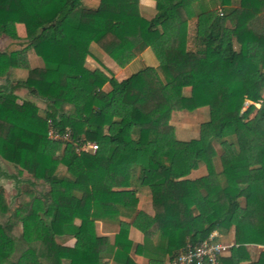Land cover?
Returning a JSON list of instances; mask_svg holds the SVG:
<instances>
[{
  "label": "trees",
  "instance_id": "obj_1",
  "mask_svg": "<svg viewBox=\"0 0 264 264\" xmlns=\"http://www.w3.org/2000/svg\"><path fill=\"white\" fill-rule=\"evenodd\" d=\"M152 1L147 19L139 0H100L95 9L82 0H0V36L16 40L23 25L27 43L0 52V161L16 169L0 165V179L14 183L19 201L11 210L0 188V264H99L104 257L135 264L130 225L119 217H133L143 235L134 253L149 264L231 229L234 245L217 264H264V251L250 262L246 249L264 247V0ZM193 18L197 45L189 52ZM92 44L120 67L146 49L157 65L106 80L86 67ZM28 50L43 67L11 82L9 71L26 68ZM21 89L44 105L43 115L35 102H17ZM204 107L209 119L198 138L177 140L172 112ZM85 143L97 149L77 152ZM215 143L223 148L219 174ZM200 166L215 185L207 176L186 179ZM136 188L149 190L152 217L137 210ZM96 221L118 222L112 243L96 235ZM64 236L75 240L72 248L57 243Z\"/></svg>",
  "mask_w": 264,
  "mask_h": 264
},
{
  "label": "rangeland",
  "instance_id": "obj_2",
  "mask_svg": "<svg viewBox=\"0 0 264 264\" xmlns=\"http://www.w3.org/2000/svg\"><path fill=\"white\" fill-rule=\"evenodd\" d=\"M100 3V0H82V6L86 9H95L98 7ZM140 4V11L143 17L150 19L154 13H155V2L152 0H139ZM17 35L18 38L16 40H12L6 36H0V52L2 53H10L13 51L20 50L26 46V40H25V29L23 25H17L16 26ZM196 31H197V19L193 18L188 21L187 24V41H186V49L189 52H194L196 50ZM26 68H16L12 69L8 73V79L11 82H16L18 80H22L26 77L27 72L31 69L35 68H41L43 67L42 60L37 57L32 50H28L26 52ZM157 65V60L155 59L153 53L150 49H146L144 52H142L137 58L132 60L127 65L120 67L118 66L107 54H105L101 49H99L95 44L91 45L90 48V56L86 59V67L90 71H94L101 76H103L106 80H109L111 78L116 79L117 81H121L127 77H129L131 74L137 72L139 69H141L143 66H153L155 67ZM120 69V70H119ZM3 78H0V85L3 84ZM110 90V86L108 83H106L103 87L104 92H108ZM189 89L184 90V94H187ZM17 96V102L20 104L24 99L31 100L36 103L38 108L40 109V114L43 115L42 111L44 110V105L41 102H38L36 99H34L28 91L21 89L17 90L14 93ZM249 103V102H248ZM250 104V103H249ZM255 107L258 108L259 104H255ZM253 115V114H252ZM251 115V116H252ZM209 119V111L208 108H200L193 112H187V111H174L172 112L169 124L172 126L174 130V135L177 140L182 142H187L192 139L198 138L199 135V128L200 125ZM61 142L57 145L56 149V155H61L64 143L67 139V137L59 138ZM214 149L217 154L215 159L213 160V168L215 174H219L222 169L220 156L223 153V148L215 143ZM81 147L78 148L77 152H80ZM90 152V151H89ZM0 165L6 169L9 173H15L16 169H14L11 165L0 161ZM64 172V169L62 167L59 168V174H62ZM207 180L211 185H215L217 183V180L214 176H208V173L204 166H200L197 170L192 171L190 175L186 179L194 180L201 177H206ZM23 178H30V176L26 173H22ZM40 184V183H39ZM0 188L3 189V197L6 202V204L10 207V209H14L19 205V201L16 200V189L15 185L12 181H6L3 179H0ZM26 188V187H25ZM37 191H40L44 189L45 191L48 190L47 187H44L43 185H38L35 188ZM141 193L138 188H136L135 193ZM30 198L29 196H23L22 200L24 202L28 201ZM240 205L241 207L245 206L244 199H240ZM2 221V217L0 216V222ZM218 234V233H217ZM234 234L233 229L229 231L226 235H220L218 234L217 240L227 246H230L229 244L232 242L234 245V239L231 240V236ZM234 237V235H233ZM232 245V246H233ZM230 246L229 249L232 247ZM257 246V245H256ZM228 249V253H229ZM247 252H248V259L250 262H255L260 253L264 251V247H251L250 245L246 246ZM229 256V254H228ZM240 262H242L240 260ZM244 262V261H243Z\"/></svg>",
  "mask_w": 264,
  "mask_h": 264
},
{
  "label": "crops",
  "instance_id": "obj_3",
  "mask_svg": "<svg viewBox=\"0 0 264 264\" xmlns=\"http://www.w3.org/2000/svg\"><path fill=\"white\" fill-rule=\"evenodd\" d=\"M120 70V69H119ZM141 193H136V197L138 199L137 210L143 212L144 214L152 217L154 215V211L152 209L151 204V196L149 190L147 188H138ZM133 217H119V221L129 224V228L127 231V240L132 243V249L130 250V258L133 260L135 264H149L148 258L142 255H136L134 253V247L136 245H140L143 243V235L142 233L132 226ZM78 223V221H76ZM119 231L118 222L114 221H96L95 222V233L98 237H106L109 239L110 243H112L114 236ZM233 234L231 236V240L233 241ZM57 243L72 248L75 244V240L72 237L64 236L57 238ZM232 246V242L229 244ZM251 247H260L256 245H250ZM228 252L223 256H228ZM237 261H245V259H236ZM168 263V257L164 259V264ZM99 264H114L112 257H104L99 259Z\"/></svg>",
  "mask_w": 264,
  "mask_h": 264
},
{
  "label": "built area",
  "instance_id": "obj_4",
  "mask_svg": "<svg viewBox=\"0 0 264 264\" xmlns=\"http://www.w3.org/2000/svg\"><path fill=\"white\" fill-rule=\"evenodd\" d=\"M56 138V137H55ZM97 146L82 144L83 152H94ZM218 234L213 232L207 240L198 245H187L168 264H217V258L228 252L230 246L220 243Z\"/></svg>",
  "mask_w": 264,
  "mask_h": 264
}]
</instances>
